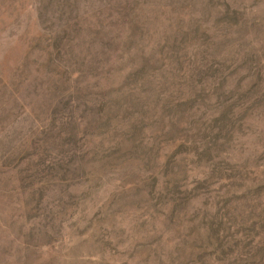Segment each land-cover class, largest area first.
<instances>
[{"label": "rangeland", "instance_id": "374dc122", "mask_svg": "<svg viewBox=\"0 0 264 264\" xmlns=\"http://www.w3.org/2000/svg\"><path fill=\"white\" fill-rule=\"evenodd\" d=\"M0 264H264V0H0Z\"/></svg>", "mask_w": 264, "mask_h": 264}]
</instances>
